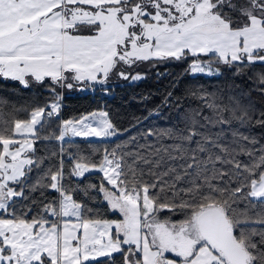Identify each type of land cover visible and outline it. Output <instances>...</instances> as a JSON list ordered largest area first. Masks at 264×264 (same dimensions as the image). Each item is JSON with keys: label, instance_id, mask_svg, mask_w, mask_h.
<instances>
[{"label": "snow or ice", "instance_id": "snow-or-ice-1", "mask_svg": "<svg viewBox=\"0 0 264 264\" xmlns=\"http://www.w3.org/2000/svg\"><path fill=\"white\" fill-rule=\"evenodd\" d=\"M170 63L251 87L227 102L190 89L202 107L143 143L94 144L121 134L106 107L62 116L66 91L107 95L113 77ZM257 68L264 0H0V81L36 89L11 113L0 99V264H264V145L248 131L264 127Z\"/></svg>", "mask_w": 264, "mask_h": 264}, {"label": "trees", "instance_id": "trees-1", "mask_svg": "<svg viewBox=\"0 0 264 264\" xmlns=\"http://www.w3.org/2000/svg\"><path fill=\"white\" fill-rule=\"evenodd\" d=\"M185 65L183 64H165L157 68H151L143 65L136 71L146 73L147 78L135 83L125 81L117 77H113L111 81V90L108 96L98 93H90V91H66L64 94V108L62 116L70 118L73 115L106 107L110 112L111 118L121 134L110 141L101 142L93 141L94 144L100 146L112 147L116 144H125L133 136L140 143V135L147 129L163 130L177 126H183V120L191 109L202 107L198 100L188 96L190 89L203 86L209 91L221 90L226 97L229 90L236 88L247 89L251 87L247 80L231 79L221 77L219 79L209 77H191L185 76ZM264 69L257 68L256 71ZM157 72L167 73V75L157 76ZM230 75V74H229ZM168 92H172L173 97L180 98L179 107L168 106L164 104L165 96ZM103 94V92L101 93ZM36 97V89H25L19 84L11 81H0V99L9 101L6 112H12V105L17 107L31 106ZM143 97H147L144 99ZM253 99L257 101L260 110H264V102L256 95ZM159 109L158 115H150L154 110ZM204 114H208V110H204ZM17 118H26L25 112L15 113ZM244 131V129H241ZM250 133L257 137L260 144L264 145V127L254 126L248 129ZM83 144V142H80ZM40 151L43 152L45 145L42 143ZM102 174L92 172L87 174L84 183H96Z\"/></svg>", "mask_w": 264, "mask_h": 264}, {"label": "rangeland", "instance_id": "rangeland-1", "mask_svg": "<svg viewBox=\"0 0 264 264\" xmlns=\"http://www.w3.org/2000/svg\"><path fill=\"white\" fill-rule=\"evenodd\" d=\"M96 91L99 93V91H100V90H99V91H98V90H96ZM101 93H102V91H100V95H102V96H103V95H104L105 97H107V96H108V94H107V95H105L104 93H103V94H101ZM114 138H115V137H114ZM114 138H112V139H114Z\"/></svg>", "mask_w": 264, "mask_h": 264}]
</instances>
